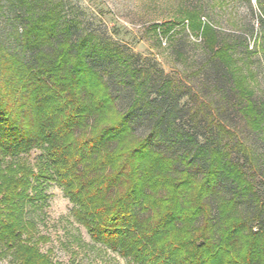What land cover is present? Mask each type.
<instances>
[{
  "label": "trees",
  "instance_id": "obj_1",
  "mask_svg": "<svg viewBox=\"0 0 264 264\" xmlns=\"http://www.w3.org/2000/svg\"><path fill=\"white\" fill-rule=\"evenodd\" d=\"M5 1L0 257L61 264L40 251L48 238L25 216L55 184L90 240L126 264H264V100L254 97L247 65L254 52L245 46L235 56L200 8L181 7L179 24L207 56L190 74L204 77L192 92L81 29L63 0ZM120 87L130 92L123 110ZM228 107L240 137L227 130ZM141 119L149 126L138 135Z\"/></svg>",
  "mask_w": 264,
  "mask_h": 264
},
{
  "label": "rangeland",
  "instance_id": "obj_2",
  "mask_svg": "<svg viewBox=\"0 0 264 264\" xmlns=\"http://www.w3.org/2000/svg\"><path fill=\"white\" fill-rule=\"evenodd\" d=\"M63 1L72 8L81 29H90L111 38L126 51L137 55L146 68L161 71L164 78L197 93L198 80L204 77L190 74L207 56L201 39L183 29L177 16L181 7H198L203 12L202 19L212 22L220 38L234 46L235 56L242 57L245 46L249 52H254L247 65L255 71L254 97L264 100V38L259 22L264 0ZM8 13L6 1L0 0V32L7 28ZM167 27L171 29L165 32ZM114 94L118 97L119 109H125L130 102L129 90L120 87ZM210 94L211 99H218L216 91ZM186 101V98L182 100ZM223 117L227 119V130L240 137L243 130L231 107ZM148 126L149 121L145 119L134 124L138 135L146 133ZM37 154L33 151L27 157L33 166ZM45 194V202L27 204L25 214L26 219L34 223L35 234L48 238L47 242L39 244L41 252L50 251L52 260L61 264H126L116 253L90 240L71 216L72 205L58 186L49 184ZM0 264H11L9 257H0Z\"/></svg>",
  "mask_w": 264,
  "mask_h": 264
}]
</instances>
